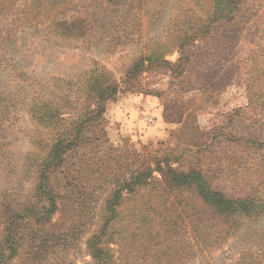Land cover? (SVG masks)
<instances>
[{
  "label": "rangeland",
  "instance_id": "1",
  "mask_svg": "<svg viewBox=\"0 0 264 264\" xmlns=\"http://www.w3.org/2000/svg\"><path fill=\"white\" fill-rule=\"evenodd\" d=\"M217 1L113 0L133 12L126 16L120 8L105 19L97 8L102 0L75 3L96 8L108 38L130 32L113 52L101 35L80 51L55 38L45 46L36 31H19L9 41L0 13V99L15 104L3 123L11 165L0 166L1 210L31 204L40 215L51 211L48 196L35 195L38 168L55 136L72 122L85 123L78 153L52 182L57 211L39 224L25 215L20 251L10 264H250L264 256V216L225 219L204 210L198 190L208 186L234 199L253 190L264 198V0H235L215 17ZM146 50L158 54L157 62L134 76V89L120 87L99 126L85 86L95 60L121 83ZM16 68L22 79H14ZM35 92L60 112L59 125L32 120ZM101 165L110 166V187L133 173L151 177L122 198L99 262L87 239L102 227L108 192L90 203L80 185L94 186ZM159 167L166 177L174 172L197 182L167 187Z\"/></svg>",
  "mask_w": 264,
  "mask_h": 264
},
{
  "label": "trees",
  "instance_id": "2",
  "mask_svg": "<svg viewBox=\"0 0 264 264\" xmlns=\"http://www.w3.org/2000/svg\"><path fill=\"white\" fill-rule=\"evenodd\" d=\"M0 0V13L3 15V29H4V39H9L14 37L17 32H27L36 31L39 36H43L40 39V43L43 45L49 44V38H55L62 41L65 47L74 50H82V48L94 40L97 36H104L106 39L107 35L101 33V30H106L105 25L99 24L96 19L97 16H101L95 9L90 5L79 4L84 0ZM103 4L97 8H102L105 16L109 13H114L115 11L123 12L128 16L133 12L132 8H126L124 6H117L113 4V0H102ZM70 3V4H69ZM140 4V3H139ZM217 5L215 7V17H220L223 15L224 11H230L235 5V0H218L215 2ZM76 7L72 10V8ZM124 8V11L122 10ZM137 9V8H136ZM66 10H72L71 14L67 15L64 13ZM139 13L142 11L141 8L137 9ZM122 13V14H123ZM145 14V13H144ZM103 22V21H101ZM134 32L132 31L131 34ZM140 33V31H138ZM124 38L125 40H121ZM130 38V32H125L122 36L118 38L112 37L109 41L108 52H113L117 45L123 44ZM38 40V39H37ZM107 40V41H108ZM20 43V42H18ZM28 46H21L20 50H24L28 53ZM81 48V49H79ZM158 54H151L146 50L145 53H141L138 58H136L133 63L128 67L126 71L125 79L119 83L114 79V75L106 68L105 65L100 64L102 59L95 60V65L92 70L87 73L85 80L86 86V100L93 105L92 110L99 120V126L105 123L106 114V104L115 99L119 92L120 87L123 85L129 89H134L135 84L134 78L142 75L144 73V68L152 62H157ZM154 58V59H153ZM7 58H5L6 60ZM18 68L15 72H12L14 79H22L23 74L17 73ZM136 76V77H134ZM34 99L28 104L29 115L32 120L39 122L41 127H48L55 124H60L61 118L60 112L56 110V107L52 102H49L44 96L35 92ZM4 99H0V166H10L7 163V154L5 151L4 141L7 139L5 136L3 123L8 119L9 110L11 107L15 106L13 102H4ZM90 114V113H89ZM88 114V115H89ZM85 124L82 120L81 122H72L69 126L70 130L61 132L52 140L51 146L45 152V156L39 166L38 177L36 178V196H48L47 201L51 203V211L46 212L42 215L37 213L39 211L38 207L33 205H23L21 208L10 209V211H3L0 209V264H10V262L18 255L21 246V235L20 232L22 228L26 225L25 215L30 216L36 220L39 224L43 221H48L51 214L57 211V194L53 187L54 177L62 171L66 164L67 159L72 155H76L79 149H76L79 143L83 140V134L81 129ZM35 142L41 145V142L35 139ZM100 168L96 170L94 181V186L85 185L83 191L80 195L92 200L99 197L101 198L105 192L107 197L104 200V218L102 222V227L98 233L90 236L87 239V248L92 255V257L97 261H103V257L107 252L102 247L104 241L103 237L107 235V230L110 225L119 217L118 205L120 204L122 198L125 195L132 194L139 186L145 185L150 179L149 174H135L133 173L128 182L124 179L121 184H114L112 187L109 185L108 181L105 179L107 176L112 175L110 173H105L108 171L110 166L101 165ZM163 176L166 186L168 187H179V185H194L197 182L195 178H179L176 173H172L170 177H166L164 171L159 167L157 169ZM144 178V179H143ZM142 179V181H141ZM141 181V182H140ZM142 184V185H141ZM198 185L202 183L198 182ZM105 190V191H103ZM198 190L202 195L200 200L202 201L204 210L211 211L213 209L216 213L215 215H222L231 218V220L248 219V217H257L261 214L264 216V198H258V192L252 190V192L245 191L241 198L234 199L228 196H224L223 193L215 192L208 186L199 187ZM98 200H96L97 202ZM40 203L44 201L40 200ZM204 210H199L196 214L200 218V214ZM20 213V214H19ZM207 211H205V214ZM17 214V215H14ZM200 214V215H198ZM102 234L101 236H99ZM112 237H108L110 241ZM252 258V256L247 255V258ZM250 264H264V256L260 261H255V263Z\"/></svg>",
  "mask_w": 264,
  "mask_h": 264
},
{
  "label": "crops",
  "instance_id": "3",
  "mask_svg": "<svg viewBox=\"0 0 264 264\" xmlns=\"http://www.w3.org/2000/svg\"><path fill=\"white\" fill-rule=\"evenodd\" d=\"M134 127H136V126L134 125Z\"/></svg>",
  "mask_w": 264,
  "mask_h": 264
}]
</instances>
